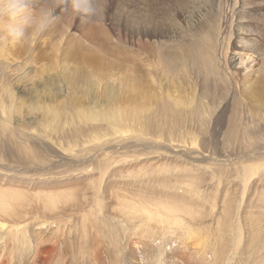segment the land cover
Here are the masks:
<instances>
[{
	"label": "rangeland",
	"instance_id": "374dc122",
	"mask_svg": "<svg viewBox=\"0 0 264 264\" xmlns=\"http://www.w3.org/2000/svg\"><path fill=\"white\" fill-rule=\"evenodd\" d=\"M234 4V0H108L105 22L84 24L72 18L69 8L58 13V23L34 46H0L15 77H23L19 100L24 123L16 134L29 127L38 131L51 127L43 113L58 114L56 131H47V140L39 136L31 141L51 154L48 161L32 156L27 162L0 159V264H264V150L219 144L228 134L235 105L226 107L217 134L203 137L200 130L193 131L209 140L206 149L180 144L172 150L167 141L141 133L139 123L141 79L149 86L155 80L160 98L173 84L160 58L163 45L139 34L140 28L148 20L163 32L166 44L180 50L190 21L197 29L193 42L197 52L207 49L211 34H216L218 52L225 53L224 15ZM250 66L258 76L264 72V59ZM234 72L239 79L247 74L242 66ZM239 100L252 118L264 121V108ZM102 112H112L108 127L121 122L126 134L104 132L106 138L92 144L103 142L105 150L97 151L91 163L76 160L66 151L68 141L74 145L71 136L85 123L101 127ZM258 126L250 130L264 136V125ZM135 139L142 143L129 145ZM113 140L125 147H116ZM2 141L23 142L15 136ZM5 148L21 154L13 144ZM259 154L257 160L248 157ZM251 165L261 168L247 171ZM190 180L194 188L187 186ZM186 187L196 189L197 195L178 201ZM7 190L15 192L14 199ZM136 195L150 200L142 206L153 212L164 201L184 202L199 217L181 218L190 228H200L198 233L189 239L183 225L169 230L167 224L160 226L158 217L127 218L122 202ZM143 222L151 228L141 226Z\"/></svg>",
	"mask_w": 264,
	"mask_h": 264
},
{
	"label": "bare ground",
	"instance_id": "6f19581e",
	"mask_svg": "<svg viewBox=\"0 0 264 264\" xmlns=\"http://www.w3.org/2000/svg\"><path fill=\"white\" fill-rule=\"evenodd\" d=\"M234 1L235 4L233 8H228L224 15V25L222 29L224 35L222 38L225 39L226 35H228L227 50L225 53L218 52V38L216 34H211V42L207 49L203 47L201 52H197L193 44L196 39L197 29L194 28V23L190 21H188V25H190L189 33L187 34L188 38L182 41V47L178 45L181 48H179L180 50L176 49V45L172 43V45H170V42L166 44L163 40L166 38L163 36V32H161L157 26L151 25L148 20L146 24L140 28L139 34L152 39L154 45H163L162 48L165 53L160 58H163L161 61L165 64V69L173 82L172 86H170L171 90L165 94V97L161 96L162 98H160V92L159 94L155 92V80L150 81L151 85L149 86L145 84L143 78L141 79L142 82L139 92V123L141 133L153 135L155 137V139L152 137L154 141L159 139L167 141L171 149L181 146L180 144H184L185 146L182 147L185 148L189 146L206 149L211 146L209 140L197 137L194 135L193 131L200 130L203 133L199 135L202 134L203 137L206 136V134H211V132L217 134V124L220 119H223L226 107L229 103H232V105H235V111L230 118L228 134L225 133L227 136L219 144L225 148L244 147L251 149L250 151L264 150V136H259L250 130L251 128L256 129L258 123H260V126L261 123L264 125V121L257 122L256 119L252 118L251 111L246 110L244 108L245 105L243 106V103L239 100V97H242V100L246 99V101L250 100V102L256 103L255 107L257 105L258 108H264V72L261 71L258 76H255L256 71L253 68L254 66H250V64L252 65L256 60L262 61V59H264V46L262 45L264 44V0ZM212 2L219 3L220 0H212ZM247 16H256L257 19L252 20ZM105 18L106 16L102 22H105ZM149 19L151 18L149 17ZM245 19H249L247 20L248 22H244ZM230 20L231 23L227 26ZM144 43L146 42L144 41ZM31 46H34V41ZM5 49L6 48H4V50ZM237 66L245 68L247 71L246 76L240 79L237 78L239 74L237 75L234 72ZM21 78L23 77H15L13 69L10 66V59L6 58L3 47H0V150L2 151L0 159L4 160L5 158L11 157L14 160L27 162L29 157L32 156L39 160L48 161L51 154L42 151L36 143H31V141L39 136H41L43 140H47V131H56L58 114L53 111H45L43 113L44 119L51 127H45L41 131L29 127L27 130H21L16 134L17 128L20 126L22 127L24 123L21 117L23 115L21 111L22 105L19 100V94H22ZM109 92L112 93V91ZM113 109L114 108H112V110ZM111 113L102 112L103 124H100L102 125L101 127L93 128L92 126L89 128L87 123H85V128L80 129L73 136L70 134L72 140L74 139L72 141L74 145L70 144V139L66 151L72 152L78 161L91 163L94 160V156H96V152L100 150L104 151L106 148L102 146L103 142H100L101 145L97 144V146H93L92 143L94 141H102L103 138H106V135L103 134L104 132H110L113 136L124 132L121 129V122H116L115 128L111 126L108 127L110 119L114 120ZM30 123L33 124L34 122L30 121ZM214 126L215 128L211 129ZM238 126L243 128L242 132V129L237 128ZM11 127L13 130L16 129L14 133ZM240 132L243 135L241 139L238 138ZM124 133L126 134V132ZM13 136H15L17 140L23 141L12 143L14 146L20 147L21 154H16L13 149H3L4 145L12 146V144L2 141L3 137ZM45 142L46 141H44V145L47 147L46 145L48 144H45ZM65 142L66 141H64V143ZM89 143L90 146H87ZM141 143L142 141L140 139H135V141H131L129 145L138 146ZM112 144L116 147L124 146L118 142ZM219 144L216 145L219 146ZM259 156H261V154L257 156L248 155V157L255 160H257ZM220 162H222V160ZM257 168L259 170L261 167L251 165V167H248L247 171L252 172ZM187 186L194 188V182L190 180ZM6 192L10 193L12 199L15 198V192L13 190H7ZM195 192H197L196 189L190 190L186 187L184 191L185 194L180 196V200L178 201H183L181 197L187 199L186 196H190V194ZM71 193H73V190H69V194ZM45 194L48 197V194ZM149 202L150 200H146L139 196L131 200L124 199L122 203L127 209L125 213L126 217L132 218L134 217L133 215L144 216V219L158 217L160 219V226L167 224L166 226L170 227L169 230H172L174 227L176 228V225H180V227L183 225L181 229L189 239L192 237V233L195 235L200 229H193L194 227L190 228L189 226L191 225L182 220L183 218H181V215H186L196 221L199 217V214L183 204L184 202L178 204L169 202L170 204H168V202L164 201L162 204L158 205L154 212L142 206ZM122 221H124V219ZM132 221L133 220H131V222ZM198 222L195 223L197 227H199ZM148 224V222H143L141 226L144 225V228L149 229L151 226H147ZM172 232L173 231L170 233L173 234ZM221 253H224L223 250Z\"/></svg>",
	"mask_w": 264,
	"mask_h": 264
},
{
	"label": "clouds",
	"instance_id": "9594fccd",
	"mask_svg": "<svg viewBox=\"0 0 264 264\" xmlns=\"http://www.w3.org/2000/svg\"><path fill=\"white\" fill-rule=\"evenodd\" d=\"M108 0H0V46L27 47L48 32L71 9L84 24H99L106 16Z\"/></svg>",
	"mask_w": 264,
	"mask_h": 264
}]
</instances>
